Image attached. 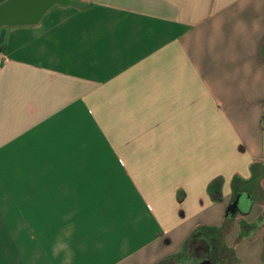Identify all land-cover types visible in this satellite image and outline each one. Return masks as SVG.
Wrapping results in <instances>:
<instances>
[{"label": "crops", "instance_id": "1", "mask_svg": "<svg viewBox=\"0 0 264 264\" xmlns=\"http://www.w3.org/2000/svg\"><path fill=\"white\" fill-rule=\"evenodd\" d=\"M70 1L0 34V264H264V0Z\"/></svg>", "mask_w": 264, "mask_h": 264}, {"label": "water", "instance_id": "2", "mask_svg": "<svg viewBox=\"0 0 264 264\" xmlns=\"http://www.w3.org/2000/svg\"><path fill=\"white\" fill-rule=\"evenodd\" d=\"M70 5V0H3L0 2V34L3 29L38 27L52 9ZM237 210V201L228 208L232 216L237 214ZM199 264L212 262L205 260Z\"/></svg>", "mask_w": 264, "mask_h": 264}, {"label": "rangeland", "instance_id": "3", "mask_svg": "<svg viewBox=\"0 0 264 264\" xmlns=\"http://www.w3.org/2000/svg\"><path fill=\"white\" fill-rule=\"evenodd\" d=\"M36 28V27H35ZM207 255L212 264H241L239 261L235 260L232 253L225 249L223 245L218 241H214V253H194L193 259L194 260H183V262L179 264H197L198 261L204 256ZM178 264V263H176Z\"/></svg>", "mask_w": 264, "mask_h": 264}, {"label": "trees", "instance_id": "4", "mask_svg": "<svg viewBox=\"0 0 264 264\" xmlns=\"http://www.w3.org/2000/svg\"><path fill=\"white\" fill-rule=\"evenodd\" d=\"M3 51V50H2ZM209 193L214 201H220L221 199V182L215 181L209 188ZM238 202L237 213L247 215L250 213L253 205L252 195L249 193H238L234 202ZM233 202V203H234ZM227 217L233 218L231 212L227 211Z\"/></svg>", "mask_w": 264, "mask_h": 264}, {"label": "flooded vegetation", "instance_id": "5", "mask_svg": "<svg viewBox=\"0 0 264 264\" xmlns=\"http://www.w3.org/2000/svg\"><path fill=\"white\" fill-rule=\"evenodd\" d=\"M205 260H210V258L207 256V255H204L199 261H198V263L197 264H199V263H201V262H203V261H205ZM211 261V260H210ZM212 262V261H211Z\"/></svg>", "mask_w": 264, "mask_h": 264}]
</instances>
